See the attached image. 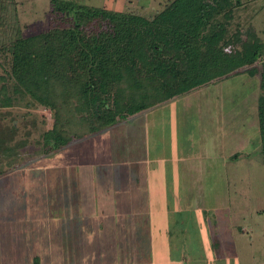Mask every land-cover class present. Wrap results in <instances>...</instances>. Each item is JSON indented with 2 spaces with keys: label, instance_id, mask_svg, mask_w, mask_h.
Listing matches in <instances>:
<instances>
[{
  "label": "rangeland",
  "instance_id": "rangeland-1",
  "mask_svg": "<svg viewBox=\"0 0 264 264\" xmlns=\"http://www.w3.org/2000/svg\"><path fill=\"white\" fill-rule=\"evenodd\" d=\"M49 1L16 0L24 35L47 28ZM73 1L122 10L135 0ZM234 16L264 36L262 0L244 1ZM257 77L197 88L54 154L25 158L0 179L10 240L1 264H264ZM13 109L19 121L41 120Z\"/></svg>",
  "mask_w": 264,
  "mask_h": 264
},
{
  "label": "trees",
  "instance_id": "trees-1",
  "mask_svg": "<svg viewBox=\"0 0 264 264\" xmlns=\"http://www.w3.org/2000/svg\"><path fill=\"white\" fill-rule=\"evenodd\" d=\"M244 1L135 0L118 10L50 0L47 28L24 35L16 0H0V177L25 158L54 154L135 114L242 75H258L260 82L264 164V36L254 23L234 20ZM20 106L39 112L41 120L19 121L13 108ZM117 241L115 249H124Z\"/></svg>",
  "mask_w": 264,
  "mask_h": 264
},
{
  "label": "crops",
  "instance_id": "crops-1",
  "mask_svg": "<svg viewBox=\"0 0 264 264\" xmlns=\"http://www.w3.org/2000/svg\"><path fill=\"white\" fill-rule=\"evenodd\" d=\"M78 153H79V155H80V152H78ZM0 179H1V180H5V179L2 178V177H0ZM3 212H7V213H8V211H6L5 209H2V208L0 207V218H1V213H3ZM3 222H5V221H3V220L0 219V254H1L2 252H5V251L8 250L7 248L2 247L1 244H2V243H7V242L10 241L9 238H8L7 236H4V235H3V233L5 232V231H4L5 224H4ZM6 223H8V225H9V227H8L9 230H10V229L12 230L11 226H13L14 223L10 222L9 220H7ZM14 225H15V224H14ZM19 230H20V231H18V234H19V233H23V231H24L23 229H19ZM0 264H1V262H0Z\"/></svg>",
  "mask_w": 264,
  "mask_h": 264
}]
</instances>
